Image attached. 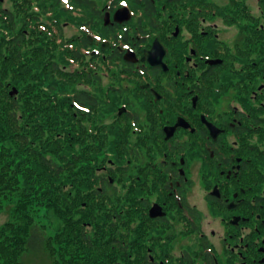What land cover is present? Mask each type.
<instances>
[{"label":"flooded vegetation","instance_id":"obj_1","mask_svg":"<svg viewBox=\"0 0 264 264\" xmlns=\"http://www.w3.org/2000/svg\"><path fill=\"white\" fill-rule=\"evenodd\" d=\"M151 1L153 11L146 0L99 7L96 0H59L47 8L49 24L57 22L61 39L79 53L70 66L78 75L74 90L91 109L80 119L81 133L120 143L100 154L99 184L123 191L127 207L136 204L128 219L139 221L142 249L155 264H222L225 251L229 264H264V169L255 161L264 154V65L247 44L256 25L238 29L232 43L222 36L224 16L210 21L218 8ZM159 56L163 64H153ZM105 79L137 82L147 92V119L128 102L116 106L114 85L105 98L97 93ZM228 93L232 102L217 111L211 102ZM106 105L115 112L111 122L102 120ZM212 216L229 231L222 253L210 239L217 230L204 229Z\"/></svg>","mask_w":264,"mask_h":264},{"label":"trees","instance_id":"obj_2","mask_svg":"<svg viewBox=\"0 0 264 264\" xmlns=\"http://www.w3.org/2000/svg\"><path fill=\"white\" fill-rule=\"evenodd\" d=\"M4 1L0 0V204L12 205V218L0 227L1 264H24L25 256L40 253L50 264H155L142 249L138 226L128 219L136 204L130 201L127 207L114 185L99 184V156L107 148L119 149L117 137L98 136L91 142L88 138L96 135L85 136L86 130L81 133L78 127L91 109L82 105L89 103L84 93L69 89L78 78L69 67L79 53L69 40L61 39L57 22L49 24L47 8L56 7L59 0H10L11 6ZM256 2L258 15L248 10L249 0H232L229 6L239 8L236 14L247 19L254 17L251 23L260 22L264 0ZM154 7L146 0V8ZM249 31L256 35L247 36V44L264 65V20ZM13 88L16 92L11 94ZM47 213L61 222L54 234L37 222Z\"/></svg>","mask_w":264,"mask_h":264},{"label":"rangeland","instance_id":"obj_3","mask_svg":"<svg viewBox=\"0 0 264 264\" xmlns=\"http://www.w3.org/2000/svg\"><path fill=\"white\" fill-rule=\"evenodd\" d=\"M199 4L202 6H207V7H215L218 8V13L215 19L211 18L210 21H215L216 19H218L217 17H223L224 16V23H220L221 24V28H222V32H224L225 35H222L226 40H229L230 42L234 43L235 41L232 40L233 38H235L238 29H242L244 28L245 25H248L250 23L249 18L247 19V16H242L238 13V11L240 10L239 8H234L232 6H229V4H232V0H198ZM249 2L251 3L252 6V13L253 14H259L261 13L260 11V7L257 6V2L256 0H249ZM6 6H11V1L10 0H5L4 1ZM104 3V0H96V6H102ZM14 5V2H13ZM238 10V11H237ZM222 12V13H221ZM257 19V18H256ZM263 17H260V22H256L253 21V24L256 25H260L262 24L263 21ZM216 21H221L222 20L218 19ZM250 25V24H249ZM95 26V25H94ZM229 26H234V27H229ZM233 28V29H230ZM100 29V28H99ZM221 32V33H222ZM66 34L67 35H72L74 34V31L71 28H66ZM233 35V37H232ZM232 40V41H231ZM254 53L255 55L258 57V52L254 49ZM70 69H72L71 67H69ZM219 70V69H218ZM264 82V80L262 78H259L258 82ZM111 84L115 86V98H116V103L118 105H121L120 103L122 102H128L129 106L131 108H133L135 111H137V113L140 115V118L143 119H147L146 118V113L143 109V98L146 97V91L144 90H140L138 83L135 81H122L119 79H105L102 83V90L101 91H97V93H99L100 95H103V98H105V90L108 88H111ZM77 89H81L82 86H76ZM15 88H13L12 90H14ZM69 89H75V86L69 88ZM143 91V92H142ZM126 97V98H125ZM234 96L233 94H226L221 96L218 99V104L214 103L213 101L211 102L212 105L214 107H216L217 111H222L225 110L227 108V106L232 102ZM129 101H127V100ZM113 108L110 105H106L105 109H102V113H104V117H103V122H111L113 120L114 114L115 112H112ZM113 139V137H111V140ZM259 144H261V149L264 150V138L260 141H258ZM257 159H255V161L257 162L258 166L260 168L264 169V154H257ZM200 161H193V166L195 165H199ZM97 170H99V172L101 171L99 169V167H97ZM256 177H258V175H255ZM249 181H252V178H248ZM121 190L118 191V195L121 196ZM1 205V204H0ZM202 209V208H201ZM209 208L206 205H203V209H202V213L203 216L205 217L208 213H209ZM14 217V216H13ZM12 218V205L7 204V202H3L2 205L0 206V227L7 221H9ZM37 222L39 224H45L46 225V231L49 234H54V231L60 227L61 225H59L61 222L58 221V219L52 214V213H47L46 215L43 216H39V218L37 219ZM132 222L133 226H138V220L137 218H135V221ZM215 228L217 230V235L215 237H210L211 241H213L215 244H217L219 246V249H221V253L222 251L226 250V248L224 247L223 244V236L224 234L227 236V233H229L228 229H227V225L220 223V220H215L212 217H208L205 219V223H204V229L210 233L209 231ZM226 255V256H225ZM225 255H222L223 260H222V264H229L228 263V257L225 251ZM24 264H50L49 263V259L43 254L40 253L36 256H31V255H27L24 257ZM1 264V261H0Z\"/></svg>","mask_w":264,"mask_h":264},{"label":"water","instance_id":"obj_4","mask_svg":"<svg viewBox=\"0 0 264 264\" xmlns=\"http://www.w3.org/2000/svg\"><path fill=\"white\" fill-rule=\"evenodd\" d=\"M149 56L150 55H147V56H145L143 59H146V58H149ZM153 64L155 63V64H158V63H162V61H161V56H159V58H158V60H156V61H151ZM163 64V63H162ZM16 92V90L14 89L12 92H11V94H13V93H15Z\"/></svg>","mask_w":264,"mask_h":264}]
</instances>
